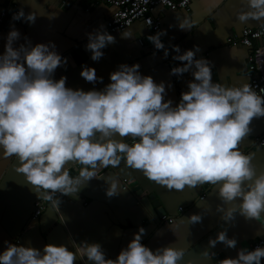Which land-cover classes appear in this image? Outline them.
Returning a JSON list of instances; mask_svg holds the SVG:
<instances>
[{"label":"clouds","instance_id":"clouds-1","mask_svg":"<svg viewBox=\"0 0 264 264\" xmlns=\"http://www.w3.org/2000/svg\"><path fill=\"white\" fill-rule=\"evenodd\" d=\"M212 3L219 5L222 0ZM241 3L239 20L264 22V0ZM36 15L20 8L13 18L31 24ZM179 27L189 29L191 24L180 21ZM163 33L158 30L146 38L168 56ZM19 37V30L11 27L0 53V156L15 157V170L24 174L39 198L59 208L57 193L75 197L90 178L102 175L101 169L117 168L123 161L168 188L213 185L222 201L217 205L222 221L239 213L264 225V170L258 172L252 155L238 146L251 131L252 119L264 116V88L214 81L207 58L196 56L198 46L181 52L178 44L172 45L173 59L184 63L170 72L180 75L191 70L194 78L176 104L165 99V82L142 74L138 62L119 64L101 89L73 88L66 85V76L54 78L56 68L67 60L54 42L14 46ZM114 41L103 25L88 32L91 59L101 58L102 49ZM80 75L89 82L103 79L87 65ZM105 180L107 196L124 190L115 174H107ZM187 219L195 223L202 216L192 213ZM58 220L63 223L64 215ZM144 231L140 226L114 259L106 258L99 242L87 240L69 238L68 244L49 242L42 249L5 241L0 264H75L78 259L84 264H181L185 248L171 243L151 249L141 242ZM217 242L235 247L237 240L222 229L208 239L209 247ZM202 252L209 258L215 255L209 248ZM262 258L264 244H257L241 247L236 256H225L215 264H262Z\"/></svg>","mask_w":264,"mask_h":264},{"label":"crops","instance_id":"crops-1","mask_svg":"<svg viewBox=\"0 0 264 264\" xmlns=\"http://www.w3.org/2000/svg\"><path fill=\"white\" fill-rule=\"evenodd\" d=\"M0 0V15L5 13L4 30L0 34V53L4 51L6 35L11 27L20 32L14 46L30 41L54 42L56 50L66 63L56 68L54 78L66 76V85L73 88L101 89L109 83V74L119 64H140L142 74H150L155 81L165 82V99L173 104L180 100L182 91L188 90L192 80L191 70L177 75L171 67L184 62L174 60L172 45H179L181 52L198 46L197 57H205L212 67V78L226 85L248 82L247 49L241 45H229L228 38H238L244 28L257 27L264 22L254 19L241 21L237 10L243 5L241 0H222L214 5L212 0H193L191 10H172L159 5L153 15L164 30L161 40L169 49H155L146 38L151 34L144 19L135 20L123 31L113 32L115 41L102 49L103 56L91 59V51L86 48L87 33L106 22L115 8L105 0ZM23 8L25 14L37 13L33 23L24 18H13V13ZM187 20L189 29H181L180 21ZM130 32L124 37L122 32ZM96 69L102 80L86 81L80 72L83 66ZM251 131L241 139V151L252 155L257 171L264 170V146L257 143V137L264 133V116L254 117L250 122ZM15 157L0 156V250L6 247L5 241L30 244L43 248L46 243H69V238L77 242H99L106 258H116L123 247L133 238V234L143 226L141 242L151 249L167 244L185 248L186 254L181 264H215L202 250L223 252L225 256H236L241 247L250 244L264 235V225L255 218L246 219L239 213L233 220L224 222L217 205L222 204L213 185L203 184L183 189L168 188L149 181L141 170L126 166L123 161L117 168L101 169L100 177L90 178L81 186L79 194L60 197L59 208L46 201V208L36 222H31L34 203L39 196L23 173L16 170ZM71 174V173H70ZM107 174H115L123 191L109 197L106 195ZM132 180L130 187L122 179ZM137 188V189H135ZM202 196H204L202 198ZM158 203L156 205V203ZM159 208L165 210L168 220L160 221ZM200 213L202 219L191 223L188 216ZM65 221L58 219L62 216ZM264 221V217H261ZM227 229L229 237L237 240L235 247H227L217 242L209 247V237ZM71 246V245H69ZM75 264H84L76 260ZM264 264V259L262 260Z\"/></svg>","mask_w":264,"mask_h":264},{"label":"built area","instance_id":"built-area-1","mask_svg":"<svg viewBox=\"0 0 264 264\" xmlns=\"http://www.w3.org/2000/svg\"><path fill=\"white\" fill-rule=\"evenodd\" d=\"M70 0H64L67 3ZM115 10L106 22V29L110 32L123 31L129 28L135 20L144 19L152 33L161 30L160 22L154 17L153 12L159 5L166 6L172 10H184L189 12L193 0H105ZM6 21L5 13L0 15V34L4 30ZM20 21V19H18ZM229 45H241L247 49V76L258 91L264 88V23L254 28H244L238 38H228ZM64 57V56H63ZM257 143L264 146V133L257 137ZM125 186L130 187L132 180L122 179ZM56 196H60L59 193ZM204 196H202L203 198ZM46 208V200L37 199L31 214V222H36ZM168 220L165 214L160 221ZM257 244H264V235L254 240L249 248ZM264 258H262L263 260Z\"/></svg>","mask_w":264,"mask_h":264},{"label":"water","instance_id":"water-1","mask_svg":"<svg viewBox=\"0 0 264 264\" xmlns=\"http://www.w3.org/2000/svg\"><path fill=\"white\" fill-rule=\"evenodd\" d=\"M70 173L71 174H75V169L74 168H70ZM137 189V188H135ZM156 203V202H155ZM158 203H156L157 205ZM158 213L160 216L165 214V210L163 208H159ZM225 257V254L223 252H215V255L213 256L214 260H219Z\"/></svg>","mask_w":264,"mask_h":264}]
</instances>
